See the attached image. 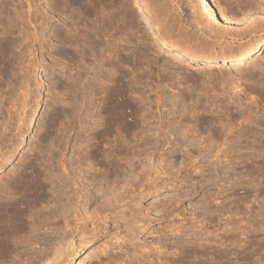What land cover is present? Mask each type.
Segmentation results:
<instances>
[{
  "label": "rangeland",
  "instance_id": "1",
  "mask_svg": "<svg viewBox=\"0 0 264 264\" xmlns=\"http://www.w3.org/2000/svg\"><path fill=\"white\" fill-rule=\"evenodd\" d=\"M262 35L264 0H0V217L25 222L0 264H264V120L236 147L217 130L228 101L264 108V43L217 51ZM25 169L42 186L27 207L8 187Z\"/></svg>",
  "mask_w": 264,
  "mask_h": 264
},
{
  "label": "bare ground",
  "instance_id": "2",
  "mask_svg": "<svg viewBox=\"0 0 264 264\" xmlns=\"http://www.w3.org/2000/svg\"><path fill=\"white\" fill-rule=\"evenodd\" d=\"M7 2V1H6ZM135 2H136V0H135ZM202 2H203V6H205V8H208V6H209V4H210V2H211V0H202ZM132 6V5H131ZM87 7V6H86ZM219 13H222L221 11L219 12ZM8 14V13H7ZM247 14V13H246ZM243 15V14H242ZM223 16V15H222ZM225 17V16H224ZM227 17V16H226ZM241 17V16H240ZM234 18V17H233ZM245 18V17H244ZM243 18V19H244ZM226 19V18H225ZM114 20V19H113ZM227 20H229L228 18H227ZM232 20V19H231ZM237 20H240V21H242V18L241 19H237ZM158 22V21H157ZM238 22V21H237ZM147 23H148V25H153V23H151V22H149V21H147ZM101 24V23H100ZM99 24V25H100ZM263 26V25H262ZM121 28V27H120ZM130 28V27H129ZM250 29L249 30H247L248 32H250L251 30H252V28L251 27H249ZM9 29V28H8ZM32 29V28H31ZM124 29H126V31H127V28L125 27ZM123 29V30H124ZM2 30V29H1ZM96 30V29H95ZM246 30V29H245ZM244 30V31H245ZM155 31H156V33H157V30L155 29ZM247 32V33H248ZM98 33V32H97ZM121 33H124V32H122L121 31ZM244 33H246V32H244ZM114 34V33H113ZM113 34H111V36L113 35ZM124 35V38H125V34H122V36ZM131 35V34H130ZM25 36V35H24ZM97 36V35H96ZM111 36H109V38L111 37ZM115 36H117V35H114V36H112V38H114ZM121 36V39H123V37ZM128 36V35H127ZM126 36V37H127ZM118 37V38H117ZM117 37H115V38H117V39H119L120 38V34H119V36H117ZM109 38H107L108 40L107 41H109L110 39ZM112 38H111V42H112ZM114 38V39H115ZM113 39V40H114ZM120 39V40H121ZM116 40H114V43H112V44H114V45H117V44H115L116 42H115ZM123 41H125V43H126V38H125V40L123 39ZM110 42V43H111ZM108 43V42H107ZM106 43V44H107ZM264 43V35H262L261 37H259V38H257V39H255L253 42H251V43H246V44H242V45H238V46H232V45H225V46H223V47H221L218 51H217V53L218 54H220V55H226V54H232V53H234V52H241V51H244V50H246V49H248V46L250 45V46H252V47H256V46H258V45H260V44H263ZM119 44H120V41H119ZM122 44V43H121ZM12 45V44H11ZM20 45V44H19ZM80 45V44H79ZM1 46V45H0ZM10 46V45H9ZM108 46V45H107ZM107 46H104V47H107ZM110 46V45H109ZM118 46V45H117ZM115 47V48H113V50H112V52H109V55L111 56V54H112V57H113V55L115 56V55H120L121 53L119 52V51H121L120 50V46H122V45H120V46H118V47ZM27 47V46H26ZM123 47V46H122ZM125 47H126V45H125ZM125 47H123L122 49L123 50H125L126 48ZM0 48H2V46L0 47ZM95 48V47H94ZM101 48V47H100ZM108 48V47H107ZM107 48H104V49H107ZM110 48V47H109ZM112 48V47H111ZM125 48V49H124ZM5 48H3L2 50L5 52L6 50H4ZM132 49V48H131ZM109 51H111L110 49H108ZM129 50V49H128ZM186 50H190V48H187ZM191 50H193V49H191ZM12 51V50H11ZM18 51V50H17ZM103 51V50H102ZM126 51V50H125ZM3 52V53H4ZM106 52V51H105ZM123 52V51H122ZM237 52V53H238ZM1 53V52H0ZM12 53V52H11ZM72 53V52H71ZM103 53V52H102ZM120 53V54H119ZM127 53V52H126ZM8 54V53H7ZM6 54V55H7ZM106 54V53H105ZM123 54V53H122ZM6 55L4 56V57H6ZM13 55H15V54H13ZM124 55V54H123ZM138 55V54H137ZM125 56V55H124ZM3 57V58H4ZM12 57V56H11ZM16 57V56H15ZM14 57V58H15ZM105 57H107V55L105 56ZM8 58V57H7ZM110 58V57H109ZM115 58V57H114ZM116 58H117V56H116ZM118 58H122V59H124L125 61H126V59H125V57L123 58V56L122 57H118ZM126 58H127V56H126ZM148 58V57H147ZM157 58V57H156ZM0 59H1V57H0ZM17 59V58H16ZM112 59V58H111ZM121 59V62H123V60ZM2 60V59H1ZM119 60V59H118ZM135 60V59H134ZM111 61V60H110ZM113 61L115 62V60L113 59ZM125 61L123 62V65H124V63H125ZM7 62H9V61H7ZM112 62V61H111ZM110 62V63H111ZM117 62V61H116ZM119 63H120V60L118 61ZM107 63V62H106ZM108 63H109V60H108ZM7 64V63H6ZM112 64V71L110 70V73L111 72H115V71H117L116 70V68L115 67H117V65L115 66V63L113 64V62L111 63ZM126 64V63H125ZM108 65V64H107ZM119 65H121V63L119 64ZM122 65V66H123ZM68 66V65H67ZM121 66V67H122ZM126 66V65H125ZM80 67V66H79ZM109 67V66H108ZM107 67V68H108ZM143 68V67H142ZM117 69H118V67H117ZM107 70V69H106ZM123 70V69H122ZM263 71V70H262ZM108 72V71H107ZM120 72V71H119ZM4 73V72H3ZM3 73L1 74V75H3ZM106 73V72H105ZM117 73V72H116ZM5 75L6 74H8L7 72H5L4 73ZM65 74V73H64ZM262 74V73H261ZM260 74V75H261ZM5 75H4V77H5ZM9 75V74H8ZM108 75L110 76V75H112V74H109L108 73ZM221 75V79H220V77L219 76H216V78L218 77L219 78V80H225V79H229L230 78V75H222V73L220 74ZM16 76V75H15ZM106 76V75H105ZM232 76V75H231ZM250 76V75H249ZM1 77V76H0ZM3 77V76H2ZM6 77H7V75H6ZM107 77V76H106ZM112 77V76H111ZM111 77H110V79H111ZM94 78V77H93ZM215 78V79H216ZM218 78H217V83H218ZM233 78V77H232ZM232 78H230V79H232ZM2 79V78H1ZM7 79V78H6ZM92 79V78H91ZM95 79V78H94ZM93 79V81H95ZM101 79V78H100ZM109 79V80H110ZM135 79V78H134ZM234 79V78H233ZM111 80H113V79H111ZM3 81V80H2ZM7 81H9L8 79H7ZM97 81V80H96ZM147 81V80H146ZM215 81V82H216ZM236 81V80H235ZM260 81H262V80H260ZM77 82V81H76ZM91 83H92V81H90ZM100 82V81H99ZM3 83H5V82H2V84ZM6 83H8V82H6ZM83 83V82H82ZM111 83H112V81H111ZM234 83V82H233ZM2 84H0V85H2ZM12 84V83H11ZM11 84H10V86H11ZM102 84V83H101ZM238 84V83H237ZM91 85V84H90ZM108 85V84H107ZM6 86V85H5ZM93 86V85H92ZM110 86V85H109ZM113 86V85H112ZM117 86V85H116ZM115 87V86H114ZM236 87H239V85L238 86H236ZM12 88V87H11ZM37 88V87H36ZM108 87H106V89H107ZM116 88V87H115ZM210 88L211 89H213V85L212 86H210ZM235 88V87H234ZM264 88V87H263ZM1 89V88H0ZM3 89V88H2ZM1 89V90H2ZM10 89V88H9ZM105 89V88H104ZM103 89V90H104ZM105 89V90H106ZM239 89H241V88H239ZM238 89V90H239ZM247 89V88H246ZM255 89V88H254ZM4 90V89H3ZM62 90V89H61ZM104 90V91H105ZM152 90V89H151ZM238 90H237V92H238ZM244 90V89H243ZM256 90V89H255ZM264 90V89H263ZM27 91V90H26ZM68 91V90H67ZM246 91V90H245ZM244 91V92H245ZM9 92V91H8ZM7 92V93H8ZM107 92V90L105 91V93ZM149 92V91H148ZM153 92V91H152ZM5 93V92H4ZM3 93V94H4ZM104 93V94H105ZM125 93H127V92H125V90H117V88L116 89H113V87H112V89L111 90H109L104 96H105V99H106V101L104 102V104H105V106L104 107H106V113L108 114L107 116L108 117H110L112 120H116L118 123H120V125L121 124H123L124 125V128H125V109H127V107H126V96H127V94H125ZM236 93V92H235ZM6 94V93H5ZM256 94V93H255ZM263 94H264V91H263ZM130 95V94H129ZM143 95V94H142ZM157 95V94H156ZM244 95V94H243ZM5 96V95H4ZM7 96V95H6ZM28 96V95H27ZM151 96V95H150ZM154 96V95H153ZM237 96V95H236ZM261 96V95H260ZM3 97V96H2ZM199 97V96H198ZM240 97V96H239ZM252 97V96H251ZM254 97V96H253ZM58 98V97H57ZM118 98H120L119 100H118ZM201 98V96L199 97V98H197V100L195 101V104L197 105L198 104V101L199 100H201L200 99ZM264 98V97H263ZM128 99H129V97H128ZM146 99H147V104H150V102H152L150 99H148V95L146 96ZM156 99V98H155ZM237 99H238V96H237ZM252 99V98H251ZM255 99V98H254ZM259 99V98H258ZM257 99V100H258ZM2 100H3V98H2ZM1 100V97H0V103H2V102H4V101H2ZM76 100V99H75ZM116 100H118V101H116ZM157 100V99H156ZM155 100V101H156ZM256 100V99H255ZM103 101V100H102ZM154 101V102H155ZM240 100H232V101H228L229 103H226L224 106H221L222 108H223V111H224V115H223V119H224V121L222 120V119H220V125L218 124V129L217 130H219L218 132V134H220L221 135V137L223 138V140H226V141H228V142H230L229 144H227V145H230V147H236L242 140H244V138H245V136H249V135H251V134H254L255 133V131H253V129H254V127L255 126H258L259 124H261L262 123V121L264 120L263 119V117H264V111H263V113H262V109L264 110V108H262L261 106V108L259 107V105L257 104V101L255 102L254 100L252 101H250L248 104H246L247 106L246 107H243L242 106V104L239 102ZM261 101H263V99L261 100ZM260 102V101H259ZM258 102V103H259ZM78 103H79V101H78ZM92 104V103H91ZM141 104V103H140ZM146 104V103H145ZM2 105V104H1ZM152 105V104H151ZM160 105V104H159ZM195 105V106H196ZM264 105V104H263ZM94 106V105H93ZM154 106H155V104H154ZM157 106V105H156ZM103 107V108H104ZM136 107H137V105H136ZM94 108V107H93ZM130 108V107H129ZM146 108H147V105H146ZM3 110V106H2V108L0 107V111H2ZM19 109V108H18ZM145 109V108H144ZM261 109V110H260ZM84 110V109H83ZM93 110V109H92ZM136 113L137 114H135V117H136V115H138L137 116V121H138V123L136 124V125H140V126H143V124L144 125H151V124H153V123H158V122H156L157 121V119H156V115H154V113H153V111H151L152 110V107H149L148 109H146L147 111L145 112V111H141L142 110V108H141V106H139L138 105V107L136 108ZM10 111V110H9ZM17 111V110H16ZM86 111V110H85ZM222 111V112H223ZM187 113V112H186ZM3 114V113H2ZM185 114V113H184ZM184 114H182V116L184 115ZM129 115V114H128ZM15 116V115H14ZM155 116V117H154ZM10 119L13 117H10V116H8ZM17 117V116H16ZM3 118V117H2ZM86 118V117H85ZM159 119L161 118V117H158ZM6 119V118H5ZM108 119V118H107ZM17 120V119H16ZM134 120V119H133ZM4 122L5 123V121L6 120H1V122ZM108 121H110V120H108ZM158 121H160V120H158ZM215 121V120H214ZM217 121H218V119H217ZM244 121H246V123L245 124H242V123H244ZM83 123V122H82ZM84 123H85V121H84ZM264 123V122H263ZM5 125V124H4ZM6 125H7V123H6ZM10 125V124H9ZM131 125V124H130ZM157 125V124H156ZM179 126L181 127L182 125L181 124H179ZM1 127V126H0ZM2 127H3V125H2ZM9 127V126H8ZM136 128V127H135ZM185 128V127H184ZM6 129H7V126H5L3 129H1L0 131H1V133H0V151H1V153H3V151H2V149L3 148H7V144H5L6 143V141L4 142L3 140V138H4V134L6 133V132H4V131H6ZM143 129V128H142ZM145 129V128H144ZM125 130V129H124ZM177 130V129H176ZM9 131V130H8ZM143 131V130H142ZM254 133H253V132ZM124 132V131H123ZM176 133V132H175ZM177 133H179V135L181 134V132L180 131H178L177 130ZM257 133V132H256ZM123 134V133H122ZM213 133H211V135H212ZM12 135V134H11ZM124 135H125V132H124ZM123 135V136H124ZM183 135V137L185 136V134H182ZM210 135V136H211ZM214 135V134H213ZM260 135V134H259ZM181 136V135H180ZM186 136H188V135H186ZM215 136V135H214ZM6 137H7V135L5 134V139H6ZM256 137V136H255ZM144 138V137H143ZM187 138V137H186ZM212 139H213V137H212ZM11 140V139H10ZM123 140H124V137H123ZM248 140V139H247ZM126 141V140H125ZM128 141V140H127ZM8 142H9V139H8ZM13 142V141H12ZM224 142V141H223ZM248 142V141H247ZM9 144V143H8ZM245 144V143H244ZM242 145V144H241ZM10 146V145H9ZM12 146V145H11ZM10 146V147H11ZM243 146V145H242ZM245 146V145H244ZM8 150H9V148H7ZM233 149V148H232ZM13 150V149H12ZM227 150V149H226ZM233 150H235V149H233ZM7 151V150H6ZM230 151V150H229ZM236 152H237V150H235ZM235 152V153H236ZM240 154V153H239ZM62 156V155H61ZM237 156H238V154H237ZM77 163V162H76ZM85 163V162H84ZM64 169V168H63ZM33 172H35V171H31V170H27V169H25V170H23V171H21V173H19V178L17 179V181H16V183H14L13 185H8V187H10V186H12V188H16L18 191V193L20 194V197H21V199H19V200H21L22 201V203H24L25 205L26 204H30L31 202H34V194H36L37 196H38V194H39V192L41 191V189H42V186L40 187V186H38L37 185V182L38 181H36L34 178H35V176L36 175H34L33 174ZM36 173V172H35ZM47 176V175H46ZM37 177V176H36ZM37 179V178H36ZM39 179V178H38ZM10 181V180H9ZM36 181V182H35ZM108 182V181H107ZM4 187V186H3ZM15 189V190H16ZM75 189V188H74ZM76 190V189H75ZM39 191V192H38ZM43 191V190H42ZM5 192V191H4ZM74 192V191H73ZM15 193H16V191H15ZM41 193V192H40ZM51 193V192H50ZM78 193V192H77ZM76 193V194H77ZM73 194H75V193H73ZM72 196V195H71ZM36 197V196H35ZM85 197V196H84ZM87 197V196H86ZM76 198H78V197H76ZM89 197H87L86 199V201H88L89 199H88ZM74 199V198H73ZM92 199V198H91ZM91 201V200H90ZM70 202H72V201H70ZM89 202V201H88ZM88 202H85V203H88ZM21 203V202H20ZM69 203V202H68ZM76 203V202H75ZM17 202H11V204H10V207H8L7 209H11V210H15L16 209V207H17ZM74 204V203H73ZM28 205H26V207L28 206ZM94 205V204H93ZM30 206V205H29ZM4 210H5V207L3 208ZM26 210V209H25ZM9 212V211H8ZM7 214V213H6ZM18 226V227H17ZM21 226H25V222H23V221H21L20 219H19V217H17L16 215H11V212H10V214L8 215H5V216H2V217H0V246H5V245H7L6 243L7 242H9V241H7L6 240V238L8 239V237H6L7 235V233H6V231H7V229L8 228H11V227H13V229H15L16 227L19 229V227L20 228H23V227H21ZM15 227V228H14ZM16 228V229H17ZM12 229V230H13ZM10 236V235H9ZM32 250V249H31ZM35 251V250H34ZM33 253H35V252H33ZM29 255V254H28Z\"/></svg>",
  "mask_w": 264,
  "mask_h": 264
}]
</instances>
